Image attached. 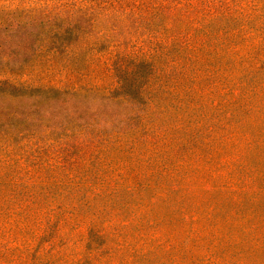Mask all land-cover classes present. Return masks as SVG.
Listing matches in <instances>:
<instances>
[{"label":"rangeland","instance_id":"obj_1","mask_svg":"<svg viewBox=\"0 0 264 264\" xmlns=\"http://www.w3.org/2000/svg\"><path fill=\"white\" fill-rule=\"evenodd\" d=\"M23 1L39 0H0V8ZM248 12L249 21L218 20L205 30L210 41L240 34L220 37L218 54L210 55L216 59L196 82L171 91L147 120V136L137 135L133 151H108L103 166L82 161L85 150L71 134L45 124L27 128L22 118L9 122L0 160L21 174L7 168L0 183L26 184L28 173L38 170L37 184L60 189L9 199L0 185V264H264V4ZM9 39L0 43L13 46ZM88 57L83 52L78 64ZM249 66L255 67L253 83ZM32 72L39 85L44 68ZM255 86L247 101L234 102ZM31 103L4 106L37 118ZM103 182L121 187L93 200L78 191ZM14 198L28 204L22 223ZM90 220L106 231L104 238L90 232Z\"/></svg>","mask_w":264,"mask_h":264},{"label":"trees","instance_id":"obj_2","mask_svg":"<svg viewBox=\"0 0 264 264\" xmlns=\"http://www.w3.org/2000/svg\"><path fill=\"white\" fill-rule=\"evenodd\" d=\"M263 4L264 0H39L0 8V39L11 37L15 43H0V153L7 152L9 122L19 118L27 128L45 124L71 134L76 146L85 150L84 162L92 158L103 166L108 151H133L137 135L147 136V120L159 102H165L171 91L196 82L198 73L216 59L210 55L218 54L215 43L220 37L230 40L240 34L224 32L210 41L205 30L218 20L249 21L246 13ZM83 52L92 57L78 64ZM98 54L103 61L95 64ZM38 67L45 74L40 73V84L35 85L31 76ZM57 68L59 74L54 75ZM249 68L253 83L255 67ZM255 88L234 102L247 101ZM24 99L31 100L37 118L13 114L4 106ZM114 164L108 162L107 167ZM9 165L0 160V181L7 168L16 169ZM15 172L21 174L19 169ZM28 175L26 184L0 183L10 191L5 197L30 195L33 200L60 189L37 184L42 175L38 170ZM114 186L121 187L88 183L78 191L93 200L113 194ZM11 203L22 223L28 204ZM87 223L95 236H106L94 221Z\"/></svg>","mask_w":264,"mask_h":264}]
</instances>
